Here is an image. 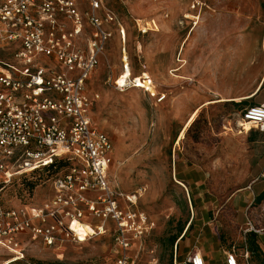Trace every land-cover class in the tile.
Wrapping results in <instances>:
<instances>
[{
  "label": "rangeland",
  "instance_id": "obj_1",
  "mask_svg": "<svg viewBox=\"0 0 264 264\" xmlns=\"http://www.w3.org/2000/svg\"><path fill=\"white\" fill-rule=\"evenodd\" d=\"M206 3L195 27L185 18L191 14L190 0H105L127 31L130 76L150 75L155 90L166 96L161 102L140 89L116 90L115 81L125 74L117 34L101 56L88 92L94 100L93 126L115 145L110 181L125 198L136 195L134 208L153 223L132 251L135 264H174L176 249L178 262H184L191 250L211 244L216 251L242 249L248 221L236 212V197L260 231L264 257V133L238 132L236 122L249 106L244 101L210 104L251 94L264 78V0ZM152 20L158 30L140 33L138 24L145 29ZM0 60L9 58L3 54ZM60 170L38 179L32 198L18 181L21 176L12 185L0 182L2 206L45 204L53 196L50 181ZM95 231L85 243L63 241L54 249L33 242L21 262H7L10 254L0 251V264H111L117 255L113 235L107 229ZM250 264H260L252 253Z\"/></svg>",
  "mask_w": 264,
  "mask_h": 264
},
{
  "label": "built area",
  "instance_id": "obj_2",
  "mask_svg": "<svg viewBox=\"0 0 264 264\" xmlns=\"http://www.w3.org/2000/svg\"><path fill=\"white\" fill-rule=\"evenodd\" d=\"M83 6L89 9L83 11ZM205 7L206 0H190L191 14L185 18L196 27ZM146 25L142 29L138 24L143 35L158 30L155 20ZM117 34L127 72V31L105 0H0V52L9 58L0 60V182L8 185L16 176L67 164L50 181L53 196L45 204L9 209L0 204V251L10 254L7 262L24 260L33 242L50 249L63 241L80 243L74 231L78 222L112 233L117 255L111 264H135L132 251L153 230L150 217L134 208L136 195L125 198L112 185L114 141L93 126L91 116L94 100L88 85ZM122 76L115 81L119 92L136 88L165 100L150 75L131 76L120 84ZM247 123L264 133V103L240 114V134ZM247 221L244 232L260 234L248 213ZM223 251L225 264H250L246 245ZM176 254L177 249L174 264H208L200 250L180 263Z\"/></svg>",
  "mask_w": 264,
  "mask_h": 264
},
{
  "label": "trees",
  "instance_id": "obj_3",
  "mask_svg": "<svg viewBox=\"0 0 264 264\" xmlns=\"http://www.w3.org/2000/svg\"><path fill=\"white\" fill-rule=\"evenodd\" d=\"M127 39H128V37H127ZM3 54L4 53H0L1 56ZM197 116H198V114L193 118V120L191 121V123L189 124V126L187 127V129L184 131V133L182 135V138L186 134V132L190 128V126L194 123V121L196 120ZM66 165L67 164L64 163V162H58V163H56L54 165H51L50 167L45 168L43 170H38V171H35V172L31 173V174L23 175V176H21V178L19 180L18 179L17 180L19 182H22V186L24 188V191L26 192V195H28L29 198H32L33 194L35 193V189L38 186V183H37L38 179H41L44 174L45 175L52 174L59 167L62 168V169H64L66 167ZM60 172H61V170H60ZM17 180L14 179L8 185H12ZM4 185H7V184H4ZM3 187H6V186H3ZM2 190H4V189L3 188H0V193H1ZM22 199L24 200L25 197L22 196L21 197V201H23ZM261 200H264V194L262 195ZM0 204H1V202H0ZM23 205H29V204L25 202V203H23ZM5 209H9V208H5ZM192 226H193V224H191L190 226H188V230H187L186 233H188L192 229ZM183 233H184V229H182L180 231V234H179L178 237H176V238L173 239L172 246H174L176 244V242L178 241L179 237H181V235ZM186 233H185V235H186ZM185 235L181 238V240L185 237ZM245 245L248 246V248H249L250 252L252 253V255L257 256V260L260 262V264H264V257H263V254H262V248L260 246V239H259V236L256 233L250 232V233L247 234ZM177 248H178V244H177ZM225 250H227V249H225ZM18 262H21V261H18Z\"/></svg>",
  "mask_w": 264,
  "mask_h": 264
},
{
  "label": "crops",
  "instance_id": "obj_4",
  "mask_svg": "<svg viewBox=\"0 0 264 264\" xmlns=\"http://www.w3.org/2000/svg\"><path fill=\"white\" fill-rule=\"evenodd\" d=\"M178 78H182V77L181 76H178ZM263 84H264V78L262 79V81L260 82V84L256 88V90L254 92H252L251 94H248L246 96H242L239 99H221V100H222V102H225V101L226 102H228V101H244L245 103L249 104L248 107L254 106V105H260V104L264 103V95H262V92L264 90ZM203 106H200L199 109H202ZM198 110L196 109V111H198ZM196 111H194L193 114ZM193 114H191V115H193ZM227 131L230 132V131H232V129L230 127H227ZM183 177H185V176H183ZM183 181H186L185 178H183ZM241 201H242V198L240 200H238V201H237V197L235 199H232L233 206L236 209V212L239 213V214L244 213L243 216L247 220V213L246 212H247L248 207L247 206L244 207V208L241 207ZM192 251L193 250H191L189 253H191ZM201 252L205 256L208 264H214V263H217V264H220V263L221 264H225V258L226 257H225V253L223 251V248H221V249H219V250L216 251L214 245L211 244L209 246H203ZM189 253H188V255H189Z\"/></svg>",
  "mask_w": 264,
  "mask_h": 264
},
{
  "label": "bare ground",
  "instance_id": "obj_5",
  "mask_svg": "<svg viewBox=\"0 0 264 264\" xmlns=\"http://www.w3.org/2000/svg\"><path fill=\"white\" fill-rule=\"evenodd\" d=\"M130 71V70H129ZM127 71L125 72V74L123 75V77L120 79V84L126 83L128 78L131 77L130 76V72ZM223 76V75H222ZM138 86L137 87H141L142 83L140 81L137 82ZM222 100H218L216 102H211L210 104H218L221 103ZM203 108V107H202ZM200 110V109H199ZM199 110L196 111L188 120L187 124L185 125L184 129L182 130V134L184 133V131L187 129V127L189 126V124L191 123V121L193 120V118L197 115V113H199ZM246 130V132H250L252 130V126L250 123L246 124V127L244 129V131ZM134 199V198H132ZM74 231H76L78 233L79 236H81L80 238L82 239L80 241V243H85L89 240V238L91 239L92 236L97 235L98 233L95 231V229L90 226L89 224H81V223H75L74 225ZM100 232L104 233L103 229L100 228Z\"/></svg>",
  "mask_w": 264,
  "mask_h": 264
}]
</instances>
